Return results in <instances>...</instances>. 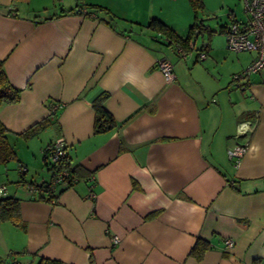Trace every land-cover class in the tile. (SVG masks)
I'll list each match as a JSON object with an SVG mask.
<instances>
[{
  "label": "crops",
  "instance_id": "crops-1",
  "mask_svg": "<svg viewBox=\"0 0 264 264\" xmlns=\"http://www.w3.org/2000/svg\"><path fill=\"white\" fill-rule=\"evenodd\" d=\"M227 12L224 41L180 55L148 24L186 39L199 14L188 0H0V71L20 90L0 106L19 160L0 164V188L25 226L0 221V264H264V71L234 80L255 55L227 48V26L246 21ZM217 56L232 73L213 75ZM102 95L115 125L94 133ZM57 138L81 178L51 204L27 186L48 178L42 150ZM236 145L246 150L233 162ZM198 238L201 260L189 256Z\"/></svg>",
  "mask_w": 264,
  "mask_h": 264
},
{
  "label": "built area",
  "instance_id": "built-area-1",
  "mask_svg": "<svg viewBox=\"0 0 264 264\" xmlns=\"http://www.w3.org/2000/svg\"><path fill=\"white\" fill-rule=\"evenodd\" d=\"M244 12L247 19L244 23L233 21L230 23L225 32L227 48L235 53L252 52L255 57L253 61L240 74L233 76L234 80L242 77H248L251 74L264 71V0H241ZM180 50L178 49V52ZM180 55H183L180 51ZM206 51L199 52V58L204 59ZM156 67L161 72L166 82H171L174 79L172 64L169 60L162 59L156 62ZM55 109L51 106L49 111ZM252 126L248 123L239 124V131L242 134L251 132ZM68 145L63 138H57L49 146L45 148L46 163L48 169L46 172L48 178L41 182L28 185V191L32 194H37L39 191L47 194L54 192L60 188H67L69 182L75 180L70 173L71 166L62 167L66 163V154ZM246 146L236 145L227 150L228 158L237 162L238 158L245 152ZM19 173H25L26 168H19ZM74 182V181H73ZM4 188H0V196H4ZM55 199H51L49 203L54 204ZM113 243H117L116 237H113ZM234 242L231 239H225L224 245L226 248H231Z\"/></svg>",
  "mask_w": 264,
  "mask_h": 264
},
{
  "label": "trees",
  "instance_id": "trees-1",
  "mask_svg": "<svg viewBox=\"0 0 264 264\" xmlns=\"http://www.w3.org/2000/svg\"><path fill=\"white\" fill-rule=\"evenodd\" d=\"M188 2L190 6L192 7L195 17L197 18V14L200 11H202L204 8L203 1L202 0H188ZM90 8L102 9L99 6H90ZM110 19L113 20L114 16L111 15ZM148 27L152 29H157L161 33H164L168 40V43L170 45H173L177 51L179 49L182 53H186L189 49L192 48L190 46V41L194 37L197 31L199 34H201L204 31H208L207 27L202 25V23L198 22L197 19H195L194 23H192V25L190 26L189 35L186 39L178 38L166 24H164L162 21L158 19H152L149 22ZM180 51L178 53H180ZM19 98H20V90L17 88H14L10 84L4 71L1 70L0 71V106L4 104L16 103L19 101ZM104 99H105L104 95L99 96L93 101V104H92L94 114H95V120H94V126H93L94 133H101V132L109 131L115 125L112 116L108 113V111L103 106ZM46 125H47L46 120L38 124H34L21 135L24 138L33 137L40 130L44 129ZM8 133L9 132L7 128L0 122V164H4V165L7 164L10 160L16 159V153L14 151L13 145L8 139ZM45 148L42 150L43 154L45 152ZM65 158H66V163L64 160L62 167L69 168L68 154H66ZM43 162H44V166L46 167V169H48L45 154H44ZM20 168H25V167H20ZM70 173L72 177H74L75 180H72V182L70 181L68 187H71L74 183L79 181V179L81 178L79 170L75 167H71ZM19 174L23 175L24 173H19ZM31 184H34V182L28 183V185H31ZM65 189L66 188H60L54 192H48L47 194H44V192L39 191L37 193V198H39L40 200L46 201V202H50L51 199L56 200L58 198V195ZM0 221L9 222L20 228L25 227L20 218L18 199L14 197H5V196L0 197ZM208 248H209V243L203 239L198 238L195 241L192 248L190 249L189 256L194 258L195 260H201L204 255V252ZM38 264H60V263L57 261L41 259Z\"/></svg>",
  "mask_w": 264,
  "mask_h": 264
},
{
  "label": "rangeland",
  "instance_id": "rangeland-1",
  "mask_svg": "<svg viewBox=\"0 0 264 264\" xmlns=\"http://www.w3.org/2000/svg\"><path fill=\"white\" fill-rule=\"evenodd\" d=\"M63 3L66 4L64 1ZM78 5L81 4V0H77ZM205 4V7L203 8L202 11L199 12L198 14V22L204 24H208L209 29L208 31H204L201 34H199L196 38V44H201L203 42H208V40H218L219 38L221 41H224L222 37H220V27L224 26V23H227L229 19L226 17V13L228 7L234 12H235V17L239 21H245L247 19V15L245 14L243 10V5L240 0H205L203 3ZM62 5V3L60 4ZM201 18V19H200ZM205 26V25H204ZM209 30H212L213 32H209ZM210 38V39H209ZM233 55V54H231ZM234 56V55H233ZM217 62L219 63L218 65H222V67L218 66V69H213L212 66L209 68L213 71V75H218V73L222 74H230L232 73V69H228L227 66L229 64L224 65L223 60H221V56H217L215 58ZM236 91V90H234ZM15 153H17V150H14ZM19 160L17 159V154H16V159L15 160H10L7 164V166L15 165L17 164ZM44 164V163H43ZM29 173L32 171L33 168L29 167Z\"/></svg>",
  "mask_w": 264,
  "mask_h": 264
},
{
  "label": "water",
  "instance_id": "water-1",
  "mask_svg": "<svg viewBox=\"0 0 264 264\" xmlns=\"http://www.w3.org/2000/svg\"><path fill=\"white\" fill-rule=\"evenodd\" d=\"M199 35V33H198V31L195 33V35H194V37L191 39V41H190V46L191 47H194V45H195V41H196V38H197V36Z\"/></svg>",
  "mask_w": 264,
  "mask_h": 264
}]
</instances>
